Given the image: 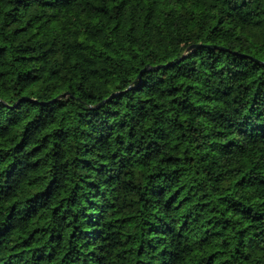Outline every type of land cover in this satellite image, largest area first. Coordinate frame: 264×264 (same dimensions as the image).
I'll list each match as a JSON object with an SVG mask.
<instances>
[{
	"label": "trees",
	"instance_id": "16d2710c",
	"mask_svg": "<svg viewBox=\"0 0 264 264\" xmlns=\"http://www.w3.org/2000/svg\"><path fill=\"white\" fill-rule=\"evenodd\" d=\"M0 264H264V0H0Z\"/></svg>",
	"mask_w": 264,
	"mask_h": 264
},
{
	"label": "water",
	"instance_id": "95a60500",
	"mask_svg": "<svg viewBox=\"0 0 264 264\" xmlns=\"http://www.w3.org/2000/svg\"><path fill=\"white\" fill-rule=\"evenodd\" d=\"M65 94L61 95V96H64Z\"/></svg>",
	"mask_w": 264,
	"mask_h": 264
}]
</instances>
